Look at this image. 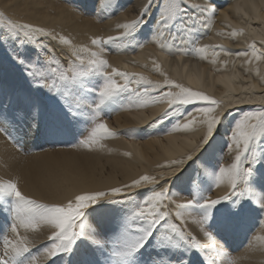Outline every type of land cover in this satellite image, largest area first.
I'll return each mask as SVG.
<instances>
[{
	"label": "snow or ice",
	"instance_id": "6c2138e0",
	"mask_svg": "<svg viewBox=\"0 0 264 264\" xmlns=\"http://www.w3.org/2000/svg\"><path fill=\"white\" fill-rule=\"evenodd\" d=\"M99 4L100 11L109 14L120 8L119 0H99ZM150 10L156 13L151 31L163 42L159 45L162 49L168 44L169 50L175 46L201 58H206L209 49L214 53L216 49L228 51L224 45L196 43L200 36L197 25L207 29L215 14L213 0L203 5L186 0H147L136 19L117 25L122 32L90 38L98 51L0 12V60L7 58L22 80L21 86L13 89L0 83V135L23 151V138L29 133L53 138L73 134L75 138L82 131L79 126L90 123L88 136L79 143L103 147L100 141L117 133L100 119L101 113L119 107L124 97L130 101L135 97L140 103L163 101L168 107L154 123L184 118L183 124L173 125V131H191L196 125L205 128L196 154L189 152L171 162L191 165L195 171V177L189 176L192 198L177 202L167 187L141 192L142 185L156 183L154 176L144 174L120 186L81 192L62 203H44L24 194L18 178L0 179V215L6 219V226L0 227V264H225L217 257H226L227 264H241L247 259L225 252V237L252 216L264 224V105L242 111L230 121L227 139L221 143L229 151L235 150L233 160L228 165L213 162L215 153L222 150L217 147V133L232 115L217 114L220 101L166 76L161 83L142 73L117 69L104 58L109 45L131 43L140 36ZM229 35L235 37L237 30ZM43 37L68 46L67 61L54 56ZM259 44L249 43L234 55L245 57L246 65L264 61V40ZM108 68L111 71L105 70ZM159 68L154 62V70ZM254 72L259 75V68ZM260 79L264 83V76ZM150 91L159 95L142 99ZM198 101L205 102L204 106L197 107ZM189 106L193 111L188 112ZM183 171L173 175H183ZM208 178L212 186L226 183L228 193L217 198L206 196ZM192 212L196 213L192 222L210 243L201 244L185 227ZM42 226L51 231L46 243L36 244L28 233ZM257 239L264 241V236H253Z\"/></svg>",
	"mask_w": 264,
	"mask_h": 264
},
{
	"label": "bare ground",
	"instance_id": "6f19581e",
	"mask_svg": "<svg viewBox=\"0 0 264 264\" xmlns=\"http://www.w3.org/2000/svg\"><path fill=\"white\" fill-rule=\"evenodd\" d=\"M87 2L91 3V0H87ZM186 2L203 5L207 3V0H186ZM146 3L147 0H119L120 8L113 14H109L108 11H100L98 0L93 14L94 18L87 19L83 18L82 15L73 13L71 8L64 3L57 4L54 0H0V12L13 20L43 27L56 35L68 36L73 44H86L93 47L90 44L92 36L107 37L122 32L123 29L118 28L117 25L137 18ZM213 4L216 11L211 17L210 26L205 29L203 25L198 24L202 38L198 39L197 43L198 45H224V48L228 50L227 52L216 49L214 53L212 49H209L206 58H201L200 54L195 53L194 61L189 58V54L181 57L177 54L178 57H176V52L187 50H180L175 46L169 50L168 44H165L164 49L159 46L163 42L155 39L151 31L155 24L156 13L150 10L151 16H145L148 23L138 37L139 39L141 35L146 36V44L133 47L136 48L134 51H137L131 54L135 40L131 43L127 41L118 42V45H109L111 50H106L103 55L108 63L117 69L142 73L149 79L161 83L166 76L185 87L201 91L220 101V106L216 109L217 114L230 112L232 115L226 117L217 133V147H222L220 150L222 152L217 151L212 160L217 164L228 165L233 160L235 150L229 151L227 145L221 142L222 139H227L230 121L242 111L264 105V83L260 79L261 76H264V61L246 65L244 63L245 57L234 55L237 50H244L249 43L255 41L259 47V41L264 40V0H213ZM87 9L90 11L89 7ZM232 30H237L235 37L229 35ZM42 39L51 45L55 54L69 53L68 46L61 45L49 37ZM93 50L98 51L99 49L93 47ZM44 55L46 53H41L42 57ZM2 56L3 51L0 50V57ZM224 61L227 63H223ZM154 62L159 64V70H154ZM257 67L259 68V75L254 72ZM0 68H4V76L12 78L11 88H13L19 77L16 74V69L13 70L14 66L7 58L0 60ZM105 70L111 71V68ZM20 81L19 83L22 84V80ZM133 87L142 91L141 86L133 84ZM168 90L167 88L164 89V91ZM171 90L177 91L174 88ZM157 95H159L158 92L150 91L148 96L142 97V99L149 100ZM126 99L128 98L126 97ZM231 101L233 104L239 101L245 103L228 106ZM128 102L135 105L131 110H121L113 115L110 122L115 128L114 130L127 132L143 127V130L140 131L141 134L147 131L145 129H148L150 123H154L160 113L168 107L167 103L163 101L140 103L136 101L135 97L131 101L128 99ZM204 104L205 102H196L197 107L204 106ZM191 111L193 108L189 106L188 112ZM184 122V118H180L179 121L172 118L164 120L162 123L156 122L159 123V127L163 131L150 132L152 135L148 136L151 137L144 142L133 143L121 138L117 142L109 143L111 151L108 156L120 177L125 180L123 184L130 183L131 180L147 174L154 176L156 183L142 185L141 192H144L145 189L159 191L161 188L167 187L173 200L182 202L188 199L187 191L191 188L189 176L195 177L196 173L191 165L186 167L183 164H171V162L181 159L189 152L195 155L198 151L196 145L202 138L205 128L196 125L191 131L172 130L174 124H183ZM108 125L111 126L109 123ZM157 133L159 134L155 136L154 134ZM50 139L54 140L53 137H46L40 133H29L23 138V142L27 147H32L37 141L39 146L47 142L50 143L53 141ZM6 145L16 146L11 140L0 135V146ZM143 146L149 147L145 156L140 154V149ZM92 156L95 162L88 158L81 161V159L73 156L60 158L49 153L32 156L24 160L12 159L8 162L9 173L12 179H19V187L23 192H35L38 188L37 184L42 182L51 194L60 191L64 194L62 197L71 198L80 192L90 191V189L106 190L115 184L112 174L96 177L98 159L97 156ZM143 163L146 173L139 175L135 167ZM11 164L14 165L10 166ZM182 169L184 170L183 175H173L180 173ZM208 183H211L210 178L207 179L206 184ZM129 190L136 191V189ZM228 191L229 186L226 183L221 184L214 187L213 195L210 198L225 195ZM169 207L174 209V205H169ZM187 223L186 225L190 229L193 227L196 231L199 230L191 222L190 224ZM262 225L264 226V224ZM45 230L46 228L42 226L36 232L28 233L29 238L35 243L38 237H42ZM255 236H264V227ZM249 243V245H245L244 249L235 252L234 256L247 257L241 264H261L264 261V241L253 240L252 238ZM222 258L226 259L220 257V259ZM225 264H227V260H225Z\"/></svg>",
	"mask_w": 264,
	"mask_h": 264
},
{
	"label": "rangeland",
	"instance_id": "374dc122",
	"mask_svg": "<svg viewBox=\"0 0 264 264\" xmlns=\"http://www.w3.org/2000/svg\"><path fill=\"white\" fill-rule=\"evenodd\" d=\"M54 1L57 4L64 3L65 5H67L71 8L73 13L82 15L83 18L87 19V18H91L94 16L93 14L95 13V7H96L98 0H91L92 4L90 2H87V0H54ZM87 7L90 8V11H88L89 9H87ZM134 19H136V18H134ZM197 28H198V25H197ZM145 37L143 35H141V37L139 39L137 38L135 41L133 40L134 45L133 46L131 45L132 46V52H130L131 54H133V52L135 53L137 51V50L134 51L136 48H133V47H138L139 45L146 44ZM201 38L202 37L200 36L199 39H201ZM197 42H198V40L196 41V43ZM44 43H46L49 48L53 49L49 43H47V42H44ZM128 46H130V45H128ZM107 50L110 51L111 47L108 46ZM54 54H55V51L53 49V55ZM177 54L179 55V57L184 56L186 54H189L188 55L189 58L192 59V61L195 60L194 59L195 52L190 53L188 50L183 51V52L180 51L179 53L176 52L175 53L176 57H178ZM208 55H210V54L208 53ZM54 56H56L57 58L61 57V59H60L61 61L62 60L66 61L68 59V54L64 53V52L56 53ZM215 56H216V54H215ZM15 69L16 68L14 67L13 70L15 71ZM4 74H5L4 68H0V83L3 84L5 89H13V88H17V87L21 86V83H19V82H21L20 81L21 77H20V74H19L17 69H16V74L19 77L15 81L16 85L13 86V88H11L12 84H13L12 78L4 76ZM8 78L10 79V81ZM237 103H245V102L239 101V102H236L234 104H237ZM234 104L231 101L228 103V106H233ZM134 105H135L134 103H129L128 99H126V97H124L122 104L119 107H115L110 112L101 113L100 119L104 120L107 124L109 123L111 125L112 123L110 121L112 120L113 115L115 113H117L121 110H127V109L131 110V109H133ZM235 117L238 118L237 114L235 115ZM157 125H158V127L156 128ZM149 126H151V127H149ZM149 126L147 127L149 130L145 129L149 132L145 131L146 133L143 132L140 134V131L143 130V127L139 128V129H131V130H128L127 132H121L118 130H114L115 128L113 127V124H112L109 127L117 134L115 136L105 137L104 139H102L100 141V144H102L103 147H100L99 145H92L91 148H89V147L79 143L80 140H83L85 137L88 136L89 131L92 127V125L90 123L80 125L79 127L82 131L79 134H76L75 138L73 137V134H66V135L55 137L54 140L50 139L53 141H51L50 143L47 142L44 145L41 144L40 146L37 145L39 143L38 141L36 143H34L32 147H27L24 144L23 151L18 150L17 147L13 146V145H6L4 147L0 146V179H12V177L9 173L10 168H9V164H8V162L11 161L12 159L24 160V159H28L32 156L49 153L52 156L60 157V158L73 156L75 158L81 159V161H82V159L88 158V159H91L92 161L95 162V159H93V156H92V155H94V156H97V159H98V167H97V170L95 172L96 177H98V176L104 177L107 174H112L114 177L115 184L111 187H116V186L122 185L125 182V180L122 177H120L117 170L114 168V165L112 164V161L110 160V157L108 156V153L111 151V147L109 146V143L117 142V141L121 140V138L125 139L127 141H130V142H133V143H137L138 141L144 142V141H147L151 137V136H148V135H152V133H150V132L157 131V130L159 132L163 131L159 127V123H155V124L150 123ZM158 134L159 133L154 134V135L156 136ZM163 134H165V133H163ZM147 150H149V147L143 146V148L140 149V154L145 156V153ZM221 152L222 151H220V153ZM13 165L14 164H11L10 166H13ZM162 165H165V164H162ZM135 168L137 169V173H139V175L146 173L144 163L138 164ZM37 186H38V188L35 192H23V191L22 192L24 194L31 196L32 198L37 199V200L44 202V203H62V202H65L67 199L70 198V197H66V196L62 197L64 194H62L60 191H56V193L51 194L50 191H48L47 188L44 187V183H42V182H39L37 184ZM205 187L210 189V190L205 192V195L208 197L213 195V189L216 186H212V183H210V184L208 183L205 185ZM87 191H89V190H87ZM90 191H97V190L90 189ZM129 191H132V190H129ZM187 198L188 199L192 198L191 188H189V190L187 191ZM193 216H196L195 212H192V214L187 217V222L189 221L187 224H190V222H191L192 225H195L198 227L197 224L192 222ZM261 225L262 224L259 223L258 218L256 216H252V217L248 218L247 220H245L242 224H240L238 227H236L233 231H231L225 237V240L227 241V248L224 251L225 252L231 251L232 255L234 256L235 252L244 249L247 246V244L248 245L250 244L249 242L251 241L253 236H255L258 232H260L261 229H263L264 226L263 225L261 226ZM3 226H6V219L3 215H0V227H3ZM44 227L46 228V230L44 231V233H42V237H38L36 239V242H35L36 244L46 243V241H47V236L49 235L51 229L46 227V226H44ZM185 227L190 232H192L194 235H196L197 239L200 241L201 244H206L207 242L210 243L207 240V238L203 236V233L200 231L199 227H198L199 230H197V231L193 227H191V229L193 231L187 225H185ZM217 242L221 243L219 238H217ZM210 255L215 256V253H210ZM217 259L219 260L220 257H217Z\"/></svg>",
	"mask_w": 264,
	"mask_h": 264
}]
</instances>
